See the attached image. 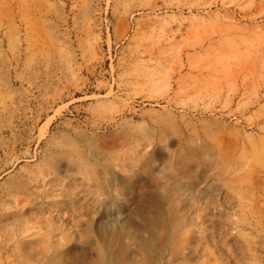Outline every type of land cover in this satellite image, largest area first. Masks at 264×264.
Masks as SVG:
<instances>
[{
    "label": "rangeland",
    "instance_id": "rangeland-1",
    "mask_svg": "<svg viewBox=\"0 0 264 264\" xmlns=\"http://www.w3.org/2000/svg\"><path fill=\"white\" fill-rule=\"evenodd\" d=\"M0 264H264V0H0Z\"/></svg>",
    "mask_w": 264,
    "mask_h": 264
}]
</instances>
